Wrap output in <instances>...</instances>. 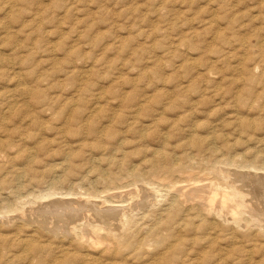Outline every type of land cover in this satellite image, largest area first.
Wrapping results in <instances>:
<instances>
[{"label":"bare ground","instance_id":"bare-ground-1","mask_svg":"<svg viewBox=\"0 0 264 264\" xmlns=\"http://www.w3.org/2000/svg\"><path fill=\"white\" fill-rule=\"evenodd\" d=\"M23 4L34 2L8 0L7 16ZM21 49L30 48L21 45L12 51L18 54ZM47 99L0 106V264H264V152L248 149L238 155L216 130L205 137L185 130L183 137L190 139L179 146L181 151H169V136L158 149L143 151L152 158L143 157L140 164L149 168L144 171L129 153L116 154L124 139L114 126L119 115L108 113L111 105L100 97H80L59 106ZM252 100L257 103V96ZM139 111L130 120L120 116L128 130ZM45 115L60 116L59 133L82 138L83 143L93 138L100 157L85 162L83 153L72 149L50 154L46 132L55 125L44 120ZM96 115H108L97 128ZM242 124L236 129L239 135L253 130L249 122ZM145 138L141 132L140 139ZM28 140L34 141L33 147L25 145ZM38 152L44 153V161ZM56 156L60 163L52 161ZM195 166L199 171H190ZM150 173L171 178L159 185L167 196H159L160 190L152 195ZM124 178L130 181L122 184ZM132 187L135 190L121 192ZM58 196L83 198L67 201ZM159 198H165L160 201L164 204L152 214L149 210ZM184 236L194 239L185 241ZM206 249L213 251L206 255Z\"/></svg>","mask_w":264,"mask_h":264},{"label":"rangeland","instance_id":"rangeland-1","mask_svg":"<svg viewBox=\"0 0 264 264\" xmlns=\"http://www.w3.org/2000/svg\"><path fill=\"white\" fill-rule=\"evenodd\" d=\"M0 2V106L39 97L59 103L56 106L80 97H100L104 105H111L109 115H119L114 126L125 142L116 154L129 153L132 163L144 171L149 168L142 161L151 158L144 152L158 149L166 136L169 151L173 147L181 151L179 146L190 139L189 133L183 137L185 130L198 137L216 130L238 155L248 149L264 152V0H33L34 4L20 5L21 13L16 10L18 14L14 11L10 17L5 9L8 0ZM21 45L33 49L12 51ZM71 51L78 57L71 58ZM138 111L128 130L122 118L130 120ZM100 116L95 128L108 115ZM44 118L55 125L46 132L50 154L72 149L82 152L85 162L100 157L92 147L93 138L83 143L82 138L59 133L60 116ZM245 121L253 130L239 135L238 126ZM141 132L145 139H140ZM33 143L28 140L25 145L33 147ZM105 152L109 156L110 150ZM38 155L46 159L43 152ZM52 161L62 160L56 156ZM192 169L199 171L197 166ZM152 174L148 178L153 186L148 188L153 189L152 195L160 190L159 196L164 197L167 190L159 185L171 178ZM124 179L122 184L130 181ZM83 184L88 189V182ZM74 197L56 198H83ZM159 199L149 210L152 214L164 204L160 201L165 198ZM206 250V255L213 251Z\"/></svg>","mask_w":264,"mask_h":264}]
</instances>
